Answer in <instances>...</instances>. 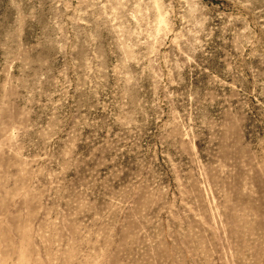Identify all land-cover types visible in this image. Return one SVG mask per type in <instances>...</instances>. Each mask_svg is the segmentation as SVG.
Returning a JSON list of instances; mask_svg holds the SVG:
<instances>
[{
	"label": "rangeland",
	"instance_id": "374dc122",
	"mask_svg": "<svg viewBox=\"0 0 264 264\" xmlns=\"http://www.w3.org/2000/svg\"><path fill=\"white\" fill-rule=\"evenodd\" d=\"M0 264H264V0H0Z\"/></svg>",
	"mask_w": 264,
	"mask_h": 264
}]
</instances>
